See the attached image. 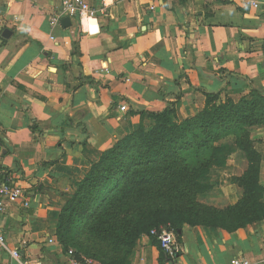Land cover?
<instances>
[{"label": "crops", "instance_id": "1", "mask_svg": "<svg viewBox=\"0 0 264 264\" xmlns=\"http://www.w3.org/2000/svg\"><path fill=\"white\" fill-rule=\"evenodd\" d=\"M62 1L0 0V180L28 201L7 200L0 214V264H19L11 251L30 264L77 260L57 241L59 214L102 153L139 128L138 112L175 103L183 122L205 108L206 93L219 94L216 104L252 89L264 94V0H245L258 8L243 0H84L97 18H69L65 28V15L52 24ZM250 138L264 186V126ZM247 168L236 150L211 168V189L198 201L235 205L242 192L232 179ZM176 247L167 260L142 236L128 264L256 263L264 259V221L233 232L185 224ZM84 260L78 264H96Z\"/></svg>", "mask_w": 264, "mask_h": 264}, {"label": "trees", "instance_id": "2", "mask_svg": "<svg viewBox=\"0 0 264 264\" xmlns=\"http://www.w3.org/2000/svg\"><path fill=\"white\" fill-rule=\"evenodd\" d=\"M205 96V108L183 122L177 121L170 102L161 111L137 113L139 128L104 151L74 184L56 227L66 250L70 240L65 236L75 224L93 238L125 249L126 260L117 264H128L142 236L155 242L152 230H172L178 240L185 224L233 232L264 220L261 156L250 138L251 128L264 126V94L252 89L249 97L222 104H216L219 94ZM236 150L248 161L244 175L232 179L241 197L224 209L201 204L198 195L211 189L209 171L224 166Z\"/></svg>", "mask_w": 264, "mask_h": 264}, {"label": "built area", "instance_id": "3", "mask_svg": "<svg viewBox=\"0 0 264 264\" xmlns=\"http://www.w3.org/2000/svg\"><path fill=\"white\" fill-rule=\"evenodd\" d=\"M234 1V0H231ZM244 7L258 8V3L255 1H245L242 2ZM105 8V7H104ZM103 8V9H104ZM67 16L69 18H76L79 22L85 20H92L97 18V11L92 8L84 0H63L61 11L59 16H54L52 19V24L58 23L62 16ZM120 110L127 112V106L124 104L120 107ZM21 188L15 187L5 181L0 180V214L3 212L7 200L20 202L24 207H28V201ZM150 235L156 239L160 249L171 259L175 258L177 253L176 247V237L172 230L166 228H160L159 230H152ZM0 248L5 249V240L2 235H0ZM7 249V248H6ZM11 256L19 262V264H30L27 260H21V256L18 251H11ZM68 254L74 256V251L69 250ZM84 259V258H83ZM89 263L90 260H84ZM71 264H78L77 260L71 259ZM228 264H264V259L256 263H251L247 259L235 258L232 259Z\"/></svg>", "mask_w": 264, "mask_h": 264}, {"label": "rangeland", "instance_id": "4", "mask_svg": "<svg viewBox=\"0 0 264 264\" xmlns=\"http://www.w3.org/2000/svg\"><path fill=\"white\" fill-rule=\"evenodd\" d=\"M70 230L65 236L70 240L65 244L67 245L66 248L77 252V255L81 254L80 257L89 259L90 262L96 264H117L126 260L125 249L117 248L110 242L93 238L82 225L75 224Z\"/></svg>", "mask_w": 264, "mask_h": 264}, {"label": "water", "instance_id": "5", "mask_svg": "<svg viewBox=\"0 0 264 264\" xmlns=\"http://www.w3.org/2000/svg\"><path fill=\"white\" fill-rule=\"evenodd\" d=\"M61 26H62L63 28L70 26V19H69V17H65V18H63V19L61 20ZM7 34L10 35L11 32H10L9 30H5V31L3 32V37H4V38H8L9 35H7Z\"/></svg>", "mask_w": 264, "mask_h": 264}]
</instances>
